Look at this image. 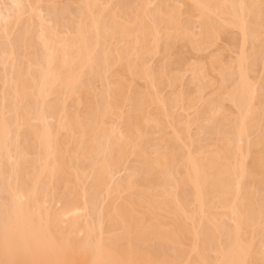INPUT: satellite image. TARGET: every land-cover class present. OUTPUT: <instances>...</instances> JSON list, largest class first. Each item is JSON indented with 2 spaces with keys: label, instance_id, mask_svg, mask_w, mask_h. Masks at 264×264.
<instances>
[{
  "label": "bare ground",
  "instance_id": "6f19581e",
  "mask_svg": "<svg viewBox=\"0 0 264 264\" xmlns=\"http://www.w3.org/2000/svg\"><path fill=\"white\" fill-rule=\"evenodd\" d=\"M43 1L0 0V264H264V0Z\"/></svg>",
  "mask_w": 264,
  "mask_h": 264
},
{
  "label": "rangeland",
  "instance_id": "374dc122",
  "mask_svg": "<svg viewBox=\"0 0 264 264\" xmlns=\"http://www.w3.org/2000/svg\"><path fill=\"white\" fill-rule=\"evenodd\" d=\"M113 1V2H112ZM126 1H127V3H126ZM133 1V2H132ZM136 0H111V6H112V8L114 9L116 6H117V13L118 14H120V11H119V9L121 10V12H122V14L121 15H124V16H126V15H128V16H131V10H133V8L136 6V4H137V1L135 2ZM182 0H180V2H181ZM185 2H181V3H183V4H181V6H180V8H181V12H183L180 16L182 17V19L181 20H183V22H185V24L186 25H188V21H189V23L190 22H192L191 24L192 25H194L195 24V13L196 12H192L191 10H189L190 9V5H189V3L187 2V0H184ZM58 2V3H57ZM116 2V3H115ZM119 2H121V3H119ZM132 3H133V5L134 6H132ZM136 3V4H135ZM187 3V4H186ZM117 4V5H116ZM119 4V5H118ZM121 4V5H120ZM56 5V6H55ZM69 5V6H68ZM114 5H115V7H114ZM126 5V6H125ZM184 5V6H183ZM120 8H119V7ZM132 6V7H131ZM42 7H43V9H44V14H45V16H46V18H53L52 20L54 21V23L55 22H57L58 24H59V26L60 27H62L63 25H66V24H74L76 21H77V19H78V12H79V2H78V0H53V2L50 4L49 2H44L43 1V3H42ZM126 7H127V9H126ZM132 9H131V8ZM63 8H67V10H68V13H61V14H58V16L57 17H55V16H53V14H50L51 12H54V11H57V10H59L60 12H62V10H63ZM121 8H123V9H121ZM126 9V10H125ZM130 9V10H129ZM183 9V10H182ZM186 9H188V12H187V10ZM47 10H50L49 12L47 11ZM52 10V11H51ZM186 10V11H185ZM127 11V13L128 14H126L125 12ZM191 11V12H190ZM49 13L48 15L46 14V13ZM187 13V14H186ZM77 14V15H76ZM194 16H193V15ZM50 16V17H49ZM59 17V18H58ZM127 17V16H126ZM58 18V19H57ZM186 18V19H185ZM187 18H188V21H186L187 20ZM190 18H192V20L190 19ZM190 19V20H189ZM59 20H60V22H59ZM66 20V21H65ZM75 20V21H74ZM73 22V23H72ZM194 22V23H193ZM191 24H189L188 26H191ZM62 25V26H61ZM58 26V27H59ZM115 41H118L117 39H115L114 41H113V43H114V45H116V44H118V46H120V45H122V43L121 42H115ZM116 43V44H115ZM221 43V42H220ZM117 46V45H116ZM185 50V49H184ZM185 55H187V54H185ZM192 55V54H191ZM190 55V56H191ZM155 61H156V58L154 59ZM158 60V59H157ZM154 61V62H155ZM157 62V61H156ZM139 84L141 85V86H139ZM96 85H98V87L97 88H99L100 87V84H96ZM136 85L137 86H139V87H142L143 86V81H137L136 82ZM164 92H167V90H165ZM200 124L202 125V124H204L203 126H205V127H203L202 128V126H200ZM206 123H202V121L201 122H197V125H196V127H195V125L193 126L195 129H196V131H197V134L199 133V135H197L198 136V138L200 137V135L202 136V134H203V136H204V134H205V130L204 129H206L207 131H209L210 130V125L208 126L207 124L205 125ZM112 125H114V124H111V126ZM199 125V126H198ZM207 126H208V129H207ZM200 127V128H199ZM200 129L201 130V133H200V130L198 131L197 129ZM192 130H193V128H192ZM169 131V130H168ZM196 131L194 130V132L196 133ZM203 131V132H202ZM211 131V130H210ZM209 131V132H210ZM208 132H206V134H207ZM157 134V133H156ZM157 136H158V134H157ZM156 137V136H155ZM208 136L206 135V136H204L202 139H201V137H200V139L202 140V141H205V140H203L204 138H207ZM132 160V159H131ZM130 160V161H131ZM133 161V160H132ZM131 161V162H132ZM124 196H125V194L122 196V197H119V199H121V200H119V199H116L117 201L115 202L116 204H118L120 201H122L123 199L122 198H124ZM223 222H226V219H223ZM231 224V223H230ZM119 231H114L113 232V234H116V233H118ZM106 235H112V234H110V233H107ZM149 244V245H148ZM148 244H145L146 245V247H149L150 248V246H152L151 248H157V247H159L160 245L158 244V242L156 243V241H153V244H152V242L151 243H149L148 242ZM152 244V245H151ZM157 245V246H156Z\"/></svg>",
  "mask_w": 264,
  "mask_h": 264
}]
</instances>
